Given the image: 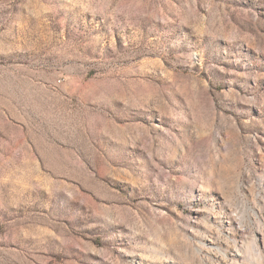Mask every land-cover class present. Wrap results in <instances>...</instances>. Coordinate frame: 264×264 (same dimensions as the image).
Returning <instances> with one entry per match:
<instances>
[{"label": "rangeland", "instance_id": "374dc122", "mask_svg": "<svg viewBox=\"0 0 264 264\" xmlns=\"http://www.w3.org/2000/svg\"><path fill=\"white\" fill-rule=\"evenodd\" d=\"M0 264H264V0H0Z\"/></svg>", "mask_w": 264, "mask_h": 264}]
</instances>
